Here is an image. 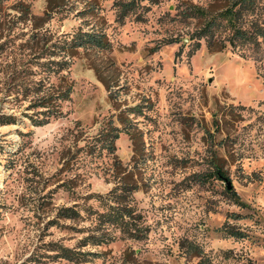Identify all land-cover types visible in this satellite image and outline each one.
Segmentation results:
<instances>
[{
	"label": "rangeland",
	"instance_id": "rangeland-1",
	"mask_svg": "<svg viewBox=\"0 0 264 264\" xmlns=\"http://www.w3.org/2000/svg\"><path fill=\"white\" fill-rule=\"evenodd\" d=\"M209 2L0 0V115L17 119L0 125V264H264V52H213L204 39L197 49V20L181 13ZM81 32L103 36L105 47L80 48L52 72L48 62L62 60L52 46ZM39 83L72 88L62 115L44 126L29 109ZM231 109L236 156L226 169L247 208L224 181L199 177L225 137L215 114ZM129 172L147 237L116 231L109 244L79 247L95 215L58 223L59 209L102 212L97 196ZM59 245L83 261L59 258ZM195 247L202 258L191 257Z\"/></svg>",
	"mask_w": 264,
	"mask_h": 264
},
{
	"label": "trees",
	"instance_id": "trees-1",
	"mask_svg": "<svg viewBox=\"0 0 264 264\" xmlns=\"http://www.w3.org/2000/svg\"><path fill=\"white\" fill-rule=\"evenodd\" d=\"M206 7L191 5L188 10H184L181 14L187 19L197 20L198 29L194 37L198 40L197 49L201 47L200 41L204 39L209 50L213 52H222L228 49L251 50L252 54L259 55L264 52V0H209ZM133 2L121 4L123 12L122 18L127 17L132 9ZM93 46L99 49L105 47L103 36L94 33H78L71 41L57 43L52 46L55 48L53 57H62V60H51L50 70L55 73H61L66 68L65 59L73 52L80 48ZM36 87L35 94H40L29 109L40 110L36 112L37 119L33 118L36 126H44L48 124L51 118H59L62 115L61 104L70 99L72 88L50 89L45 88V84L39 83ZM231 114H215L216 133L219 135L225 134L221 140V145L213 152L212 167L213 169L206 173H201L200 183L204 184L208 178L216 180L230 181L229 170L226 169V164L230 159L235 163L236 153L232 152L235 144L234 136H231L229 130L232 125L226 119L230 116L232 120H236L237 114L234 109L230 110ZM44 116L43 119L40 117ZM113 121V119H111ZM17 121L14 116L0 115V125L15 124ZM233 128V127H232ZM113 136L109 138L110 152L116 153L115 141L119 138V128H112ZM234 132L236 129H234ZM223 142V143H222ZM241 165V164H240ZM227 187V185H226ZM139 189L138 184L133 180L132 174L124 173L116 186L107 194L106 197L97 196L100 202L102 212L93 211L91 208L87 210V215L84 216L79 210L78 204L72 207H62L57 214V222L59 220H70L73 223H82L85 220L91 219L95 215L93 227L81 228L82 233H86L79 247L96 246L109 244L115 241V232L119 231L122 237L136 241L144 240L148 235V228L142 223L141 216L137 214L133 205V195ZM228 194L231 196L233 203L241 208H247V205L242 201L235 188L228 189ZM228 236L236 239L246 238V234L234 228H224ZM192 247V246H191ZM195 252L191 255L192 258H202L199 248H194ZM59 258H64L70 261H83L80 259V252L74 249L66 248L62 245L58 246ZM83 255V254H82ZM84 255H93L91 252H86ZM198 264H203L200 260Z\"/></svg>",
	"mask_w": 264,
	"mask_h": 264
},
{
	"label": "water",
	"instance_id": "water-1",
	"mask_svg": "<svg viewBox=\"0 0 264 264\" xmlns=\"http://www.w3.org/2000/svg\"><path fill=\"white\" fill-rule=\"evenodd\" d=\"M226 185L228 189H231L233 187L231 181H226Z\"/></svg>",
	"mask_w": 264,
	"mask_h": 264
}]
</instances>
